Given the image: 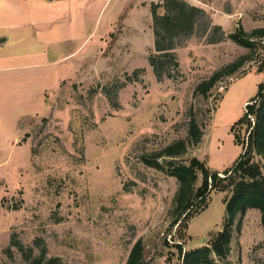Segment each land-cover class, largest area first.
Segmentation results:
<instances>
[{"label": "rangeland", "instance_id": "1", "mask_svg": "<svg viewBox=\"0 0 264 264\" xmlns=\"http://www.w3.org/2000/svg\"><path fill=\"white\" fill-rule=\"evenodd\" d=\"M8 1L0 8L7 23L0 38H8L0 41V68L10 66L0 69V264H31L44 250L51 264H126L138 240L146 264H183L176 244L183 253L209 245L231 193L213 190L188 223H175L180 184L169 163L196 157L223 172L243 152L237 134L247 140L250 127H232L251 100L264 99V38L252 35L264 28V0H185L205 9L224 36L178 39L179 66L167 60L171 77L162 80L149 57L151 6L163 14L164 0H78L83 10L67 15L66 1ZM236 31L252 36L251 46L234 41ZM244 56L207 96L195 93ZM192 117L200 142L177 158L160 157L161 168L147 164L188 139ZM253 161L264 173L257 150ZM202 181L199 172L194 191ZM231 233L229 254L213 253L214 264H264L259 209L238 215Z\"/></svg>", "mask_w": 264, "mask_h": 264}, {"label": "trees", "instance_id": "2", "mask_svg": "<svg viewBox=\"0 0 264 264\" xmlns=\"http://www.w3.org/2000/svg\"><path fill=\"white\" fill-rule=\"evenodd\" d=\"M158 5L153 4V31L155 37V53L150 55L149 62L159 80L165 76L171 77L164 70L167 60L174 62L178 67L179 63L175 53L177 42L183 41L194 34L210 36V43H217L223 39V29L219 24H214L210 14L203 8L192 5L185 0H164V13H158ZM236 31L231 38L244 46H251V37L246 38ZM220 34V36H219ZM252 35L264 38V28L255 30ZM249 57H242L237 61L216 71L211 77L202 80L195 88L196 94L207 96L211 89L223 79L241 68ZM264 65H262L263 67ZM142 70L136 71L137 73ZM129 80H134L130 78ZM263 89V87H261ZM262 91L260 92V94ZM251 100L247 104L245 118L238 120L232 127L236 128L248 124L247 140L237 134V141L243 145V152L236 159L233 166L223 172L210 170L204 161L194 157L190 164L169 163V173L179 181V189L175 198V210L177 214L175 223H188L193 214L198 212L200 205L203 209L207 198L213 190L231 193L226 197V218L225 223L219 232L210 240L209 245L196 248L183 253L182 244H176L180 248L183 264H214L212 254L226 258L229 254L232 238V227L238 215L245 214L249 209H259L261 221L264 227V173L262 166L253 161V153L257 150L264 156V99ZM258 104V105H257ZM254 118V120H252ZM238 131V130H237ZM236 131V132H237ZM203 132L195 117L191 118L189 137L187 140H177L165 147L158 153H153L150 159H145L147 164L161 168L165 163L163 156L171 159L177 158L187 150L188 144H197L202 138ZM161 157V158H160ZM164 162V163H162ZM203 175L202 184L193 190L198 179V173ZM221 174H224L222 176ZM198 206L194 208L197 204ZM45 250L36 257L31 264H51L45 261ZM144 245L138 240L132 247L126 264H146L144 261Z\"/></svg>", "mask_w": 264, "mask_h": 264}, {"label": "crops", "instance_id": "3", "mask_svg": "<svg viewBox=\"0 0 264 264\" xmlns=\"http://www.w3.org/2000/svg\"><path fill=\"white\" fill-rule=\"evenodd\" d=\"M50 2H52V1H55V0H49ZM48 1V2H49ZM60 1H66L67 2V5L65 6L66 8H64L65 10V13H66V15L68 14V13H72V11H77V13H79V12H81L83 9L82 8H80V10L78 9H76L75 8V6H76V3L78 2V0H60ZM7 2H9L8 0H0V8L1 7H3V5L4 4H6ZM43 2H45V1H43ZM50 2H49V4H50ZM48 3H46V5H47ZM74 8H75V10H74ZM1 10V9H0ZM2 12V11H1ZM1 12H0V16H1ZM6 13H7V11H5ZM5 12H3V13H5ZM76 13V14H77ZM82 14V13H81ZM71 17V16H70ZM7 24V23H6ZM4 22H1L0 21V31H2L1 29H2V27L4 26V25H6ZM12 25V24H11ZM1 39H5V40H7L8 38L7 37H4V38H0V41H2ZM0 60H4V57L3 56H1L0 57ZM10 67V66H9ZM9 67H2V68H0V69H8Z\"/></svg>", "mask_w": 264, "mask_h": 264}, {"label": "water", "instance_id": "4", "mask_svg": "<svg viewBox=\"0 0 264 264\" xmlns=\"http://www.w3.org/2000/svg\"><path fill=\"white\" fill-rule=\"evenodd\" d=\"M2 41H4L5 39H1Z\"/></svg>", "mask_w": 264, "mask_h": 264}]
</instances>
